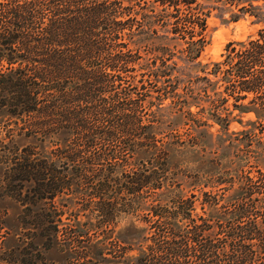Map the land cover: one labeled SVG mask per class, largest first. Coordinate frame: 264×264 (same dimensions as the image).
<instances>
[{
    "label": "trees",
    "instance_id": "obj_1",
    "mask_svg": "<svg viewBox=\"0 0 264 264\" xmlns=\"http://www.w3.org/2000/svg\"><path fill=\"white\" fill-rule=\"evenodd\" d=\"M205 14L199 0H0V60L6 63L0 116L22 119L30 140L22 145V180L33 182L37 198L81 188L100 212L114 203L146 209L150 243L137 264H264V220L241 222L253 208H264V169L229 172L227 179L220 172L215 181L227 182L229 191L189 195L176 191L178 182L167 175V146H196L213 134L189 109L198 105L193 102L206 98L224 125L229 96L240 111L264 113V27L254 37L226 42L221 60L191 74L208 42ZM141 31L180 39L176 50L189 72L173 73L178 65L167 62L172 51L164 44L153 58L130 47ZM135 75L130 86L126 77ZM178 127L184 137L173 132ZM105 159L113 161L101 164ZM67 161L75 163L63 165ZM195 200L214 212L213 224L190 216Z\"/></svg>",
    "mask_w": 264,
    "mask_h": 264
},
{
    "label": "rangeland",
    "instance_id": "obj_2",
    "mask_svg": "<svg viewBox=\"0 0 264 264\" xmlns=\"http://www.w3.org/2000/svg\"><path fill=\"white\" fill-rule=\"evenodd\" d=\"M199 1L206 12L208 42L197 57L200 64L191 67V74L195 70L200 72L199 69L208 70L212 60H221L226 42L254 37L256 30L264 27V0ZM241 5L245 8H239ZM232 15L236 18L230 19ZM160 33L141 31L133 35L128 45L141 56L153 58L159 53L158 45L164 44L172 51L167 62L173 60L178 65L173 73H188L186 62L176 50L181 46V40L163 38ZM158 63L155 57V64ZM5 65V61L0 60V69H4ZM208 75L211 76V73ZM126 78L131 86L139 75ZM181 81L179 79L176 88L179 92H182ZM163 83L161 78L157 81V84ZM222 86L219 84V88ZM207 91L211 93L209 87ZM169 99L165 97L163 103L167 104ZM232 100L229 96L223 102V106L230 110L227 125L216 122L210 114L206 98L196 102L191 100L198 105L191 104L189 109L196 110L197 115L210 124L208 129L213 134H204L196 146L188 143L167 146V175L178 182L175 190L181 194L189 195L204 189L226 192L229 191L227 182L215 181L220 172L223 179H227L229 172L254 175L255 169H264V113L263 116H256L251 110L240 111L232 106ZM240 101L246 102V99ZM219 111L220 115H225L227 110L219 108ZM6 117L0 116V264H137L140 249L150 243L149 239H144L147 222L143 220V215L147 210L114 203L100 212L81 188L62 189L50 200L34 197L29 188L33 182L22 180L19 170L22 145L30 140L22 134V119L10 117L8 120ZM183 127L173 132L184 137ZM169 134L158 135L168 140ZM112 161L105 159L101 164ZM74 163L67 161L63 165L71 167ZM79 180L86 178L80 177ZM255 186L254 189H261L259 185ZM255 193H252L253 197H256ZM221 207L225 210L231 208L230 205ZM213 213L199 200H195L190 210V216L196 222L203 218L213 224L216 221ZM252 219L264 220V208H253L241 217V222Z\"/></svg>",
    "mask_w": 264,
    "mask_h": 264
}]
</instances>
